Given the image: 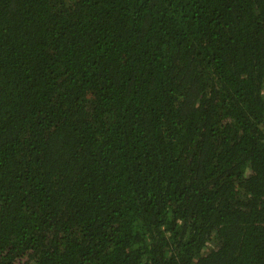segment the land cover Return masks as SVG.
<instances>
[{
    "label": "trees",
    "instance_id": "16d2710c",
    "mask_svg": "<svg viewBox=\"0 0 264 264\" xmlns=\"http://www.w3.org/2000/svg\"><path fill=\"white\" fill-rule=\"evenodd\" d=\"M0 264H264V0H0Z\"/></svg>",
    "mask_w": 264,
    "mask_h": 264
}]
</instances>
